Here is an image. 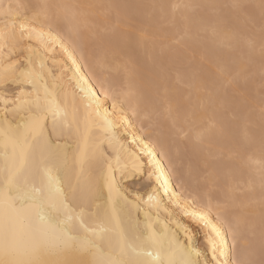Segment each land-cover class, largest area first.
<instances>
[{
    "label": "bare ground",
    "instance_id": "6f19581e",
    "mask_svg": "<svg viewBox=\"0 0 264 264\" xmlns=\"http://www.w3.org/2000/svg\"><path fill=\"white\" fill-rule=\"evenodd\" d=\"M149 1V3H146L148 4V6H146L145 8V10L147 9V11L151 13V15H148H153L156 19L159 20L165 19L166 21L167 19L169 20V22L171 21L172 24H174L173 29L170 26V30L166 28L168 31L165 32L164 30L157 27L159 26L157 25V23H159L158 20L157 23L156 21L154 23L152 21H149L153 16L150 17V19L148 18L147 20L149 22H152L154 25H152V23L144 24L141 21H137L138 19L136 20V17L138 18L140 14H136L137 16L134 19L135 21H130H134L138 26H143L144 24L149 28H153L149 29L151 32L147 30L149 32L147 33L149 35L152 34L151 36L153 38L149 43H146L144 39H140L141 34L138 33L139 27H136L134 29L135 31L130 34H128L127 32H123L118 28H115V30H113L112 28L111 34H109L108 36H103V34L99 35L97 32L99 30H97V33H95L94 29V32L91 33V35L93 34L94 36L90 38V41H88V39L86 40V35L89 33L86 28H82L83 30L81 29V31L83 32V38L77 37L75 33L70 31L67 25L63 27L62 40L60 38V35H57L55 31L51 33V40L53 41V43L51 44L50 49L47 51L46 62L49 70L53 73L59 85L63 88V91L60 93V97L67 104L69 114L67 122H65L63 118L58 117L55 128H53L52 120L49 117L45 121L46 127L44 128V138L50 142L53 150L59 151L61 153H66L68 157V174L65 177V186L69 183L73 187L91 183L94 188L102 187L103 197L86 205L87 214L85 219L89 224L94 225L105 223L108 226L114 228L116 232H119L120 230L127 229L137 222H139L141 228H144L145 224L147 223L151 225V230L156 232V234L161 237V239L167 240L175 236V238H177L181 244L194 246L202 253H206V255H202L201 257L202 264L203 261H211L212 264H218V261L235 260V255L231 250L233 239L231 233H229L224 237V244L222 247H220V250L213 251V246L219 243V237H216V233L215 231H213V229H218L223 234L224 229L220 227L223 219L226 218L228 220H234L236 218H239L242 221L251 222L257 226V231L255 236L253 237V240L256 249V259L258 260L260 258L259 225L262 214H264V170H262L260 167V164L264 162V145L261 146L258 143V145H254L252 149H250L248 145L251 144L252 146L251 142H253V139L255 140L256 138L261 139L263 142L261 144H264V114H262V111H260L262 114L261 118L260 116H257L258 114H260V112L256 114V117H253L254 119H257L258 117V119L260 120L259 123H257L258 128L256 130L253 129L251 124V120H253V118L251 120L249 119L252 117L251 113L253 111L251 110V112L250 109L249 111H246V106H244V104L248 103L249 100L252 102L253 98L249 97L248 99H237L233 101L232 97L227 93L225 88L219 85L220 82L216 83L215 79L217 76H219L220 80L223 81L224 78L227 77L222 76L218 71V67H223L227 70L228 73H230L231 76H233V80H245L248 72L252 73L253 71H251L252 68H250L248 62H252L254 61V59H257V61L259 62L258 59H260V61L264 63V54L256 51L255 47L250 48L248 45L246 47L242 46L243 41H241V39L239 40L238 38L240 34V31L238 29L239 25L237 27L231 26L232 23L230 25L227 21H230V19L231 21L232 19L233 21H236L234 19L235 15L234 18H230V16L227 17V19L222 18L223 20L221 19V21H219V25H214L221 33V36L220 38H216L212 36V33H210V43H207L209 45L206 47L207 51L206 53L204 52L205 54L203 53V56H205V58L207 56V62L210 64L208 65L210 66V68H214L215 71L213 73L212 70H209L204 66H199L200 64L197 65L200 67L198 70L202 71V69L204 68H206L207 70L206 75L199 73L198 76L202 88L207 91L205 93L203 92L201 95L203 104L201 105V103L196 101L195 91L189 89L187 90L189 92H187L186 90L183 91V89L181 90L180 88L174 86V84L178 82V76H183L186 80L192 72L185 73L184 69H182L183 71L180 72L181 74L178 73V76L176 74V79H170L168 75H165L170 79H168L169 100L174 106H178L180 108L182 116L181 122H183L184 120L188 121L185 127L186 131L189 134V138L186 139L185 142H182L180 140L172 141L170 139V135H172L174 132L172 129V121L165 110L167 105L160 103L157 96L158 85L161 82V79L165 77L163 76L164 73L159 70V67L162 69L164 66H166V61L171 57H174L175 60L183 57L181 55H183L182 52L184 51L183 47L185 46V44L171 47L169 46L170 41H166V44L165 40H169V36L172 38V36L179 30L178 28H180L181 25V28L183 27V29L184 26L185 28H189L187 29L188 31L190 30L188 32V35L192 37V39L187 40L186 43L191 44L193 41H195L193 37L196 32L193 30L196 28L197 30L199 29L196 25L197 22L206 21L208 19L204 15L200 16V14H197V16H194L193 14H191V11H193L195 8L193 7L192 9L187 11L186 21L180 19L172 21L169 15H163L158 8L154 9L150 6L186 3L192 4L194 6H210L211 8V5H217L220 0ZM0 2H2L5 9L9 5L15 4L32 5L48 3L77 5L81 6L80 10L87 14V23L97 25L100 21H104L105 19H107V21H114L113 23H115V20H113L115 18L108 19L107 17H104V19L102 20L101 17L97 15V13L103 11L106 12L108 11V9H100L88 6L117 5L119 1L116 3V0H0ZM127 2L128 3H124V5H128L131 7L123 8L120 10L124 14V19L122 20L121 24L129 22V18L126 16L125 11L127 12L130 9L134 11L133 8H140V5L141 8L143 7V3L141 0H128ZM231 2L232 4H237L239 0H231ZM255 3L256 4L253 8H255L254 10H257L256 12L258 14V11L261 10L259 7H257L260 4V1H256ZM251 12L252 11H250V13ZM259 13H261V11ZM29 15H31V13H29ZM96 15L98 17V20L96 19V17H94ZM93 18L94 21L91 20ZM226 21L228 24L226 23ZM40 22L45 23V27L43 30L47 33L48 28L46 26V22H44L43 19H41ZM2 23L3 17L0 16V25H2ZM204 23L202 26L203 28L206 26L204 25ZM213 24H216V22L212 23V25ZM201 29L199 31H201ZM228 29H231V31H229ZM165 33H167V38L164 40L165 44H162L163 41L160 42V39L158 41L161 44L157 43V36L159 34L161 35ZM179 33H181L180 30ZM262 37H264V34L260 38L261 41L263 39ZM253 40H255L254 42L257 47V45L260 43L259 39H257L256 37ZM239 42H241L242 45ZM196 44L194 43L191 45L193 48H195L196 53L199 51L201 52V50H198V48L200 47H198ZM224 44H229V47L238 44L241 45L243 47V49L241 50L247 49L248 53L245 52L242 54H246L248 58H244L245 56L238 58L231 57L230 52L221 50L222 47L220 46H223ZM245 44H247V42H245ZM135 46L141 49V51H136L139 52L138 55L137 53L135 54L131 51L134 50V48L132 49V47ZM155 47H157L159 51H156L157 49H155ZM201 48L203 47L201 46ZM89 50H95L97 55L103 56L105 59L107 58V56H111V58L109 57L110 59L108 61L114 65H112L113 69H116L120 66H127V68L135 76L138 86L144 97V104L142 105L139 118L132 117L131 112H128L125 115L124 119L120 121V134L126 139L121 140L123 148H121L120 145H117L116 149L108 148V152L111 153V157L108 163L103 164V173H101L95 160H93V163L90 166H85L82 168L77 159L80 151L84 149L85 139H87L89 145L98 144L100 140L101 130L96 126L94 119L93 121L89 122L88 129L87 131H85L83 123L85 116L88 113L94 114L95 111H100L102 113L104 111H107L109 114L115 111L117 120H119L120 116L119 110H114L112 108V100L110 99V97L100 93L98 86L97 89H94L93 91L94 93H98L96 98L100 102V107L98 109L95 106H93L92 108H88L89 101L87 99L86 92H82L81 88H83L85 85L90 87L92 83H95V77L92 75V72L89 68V63L84 58L87 51ZM129 51H131L132 54H130ZM208 52L213 53V62L210 59ZM140 54H142V56ZM117 56L120 57L121 60L118 59ZM216 58H220V60H223V63L217 64L215 62ZM5 59H7L6 56ZM74 61L76 62L75 64L73 63ZM255 62L252 63L254 64ZM146 64L150 66V69L152 68L153 70H155L156 68V70L159 71L152 70L155 75L153 77H150L152 76L150 75V72L152 73V71L146 67ZM153 65L156 67L153 68ZM182 65L185 64L183 63ZM189 65H187V67ZM4 67H6V65L0 64V70H2ZM75 67H79L80 71L79 73L74 75L73 68ZM182 68L184 67L182 66ZM244 68L247 69V72H244ZM192 71L195 72V69L192 68ZM216 71L217 73H215ZM114 72V75H112L111 77L120 85L122 83V80L119 79L120 75L118 74L120 71L114 70ZM124 74L125 76L123 77V84H125L128 80V73L124 72ZM76 75H79L83 79V84H80L77 81ZM119 80L121 82H119ZM190 92L192 96V103L188 102V96ZM209 97L211 98V102H209ZM73 107L79 110V125L73 122ZM199 109H204L203 117L199 122L193 123L197 121L195 112ZM238 109L242 110V112L246 111L245 119L243 121L234 120L235 122H231L230 120H228V118H230L231 116L229 114H234V111H238ZM237 111L236 115L239 112ZM156 113L160 114V118L158 117L159 124L161 126V129L166 130L165 133L160 131L156 133L155 131L148 128V125L150 124H145L144 119L149 118L154 114L156 115ZM227 114L229 115L228 118L226 117ZM2 115L3 113L0 112V116ZM238 115H242L244 118V115L243 113H241V111L238 113ZM16 119L17 121H19L20 116H17ZM258 119L256 121H258ZM0 123H2V121H0ZM197 134H200L199 139H197ZM200 142L208 145L212 150L215 149L216 152L217 150H219V152H222L221 150H223L225 152L227 151L228 154H236V157L234 159L227 160L226 162H224L223 160V163H220V161V164H218L217 162V164H214L212 163V161L208 162L209 160L206 162L205 158L208 150L204 149L202 146L204 144H200ZM253 144H255V142H253ZM145 145L147 146V151L151 153V156L146 154ZM103 147H107V145L105 144L103 145ZM245 147L246 149L248 148V150H246ZM8 151L11 152V146L8 147ZM3 152L4 144L2 141H0V160H2L3 158ZM165 152L167 154H165ZM185 153L189 154L190 157L193 158L194 165L193 162L190 161V159H187L188 162L185 161V163H188V167L184 169V167L180 165V160L182 161L181 157ZM153 158L155 161H159L158 168L149 163V160ZM195 164H197L196 167H194ZM201 164H203L205 170L208 171L209 177L211 178V183L214 181L216 182L217 180L222 181V179L224 178V176L222 175V170L228 169L227 179L229 180V184H225L226 182H221V184L223 183L227 185V188H225V186L223 187V189L225 190V192H223L224 195L223 193L218 194L221 195V197L222 195L223 197H227L229 201H231V204L229 205V207H222L224 209V215L219 220L216 219L217 213L214 210L215 206L219 205L218 201L216 200L215 202L211 195L207 194L208 192L203 193L199 190L200 187H195L193 185V182L197 178L196 171L199 170L195 169L197 167H201ZM109 165H111L112 168L111 190L109 189L108 183L105 180V177L109 173ZM201 169L202 168H200V171ZM226 171L227 170H225L224 172ZM122 172H126L127 174L122 175ZM148 172L152 173L151 178L148 177ZM234 179H237L238 181H235ZM165 181L167 182L166 185ZM181 181H183L187 186V191H184L182 194L181 189L178 187V184ZM232 182H240L246 184L245 191L242 194H237ZM129 194H131V198L133 200L136 196L141 197L138 207H134L132 206V204H129L127 202L125 197ZM148 195H153L154 200L149 202ZM210 203L212 208L211 214L209 215L208 213L210 211ZM249 203H253L256 205L257 215L255 217H247L246 212H244V207H246ZM231 207L236 208L237 210H229V208L231 209ZM200 215H204L206 217V220L210 222L201 220L199 218ZM225 227H227V224H225ZM153 251L155 252L156 249H153ZM84 259H91V257H84Z\"/></svg>",
    "mask_w": 264,
    "mask_h": 264
},
{
    "label": "snow or ice",
    "instance_id": "6c2138e0",
    "mask_svg": "<svg viewBox=\"0 0 264 264\" xmlns=\"http://www.w3.org/2000/svg\"><path fill=\"white\" fill-rule=\"evenodd\" d=\"M88 7L108 9L105 13L108 19L115 17L113 30L119 27L124 14L120 11L128 5H92ZM158 8L163 15H169L172 21L187 20V11L192 4L152 5ZM232 8H241L242 5L233 4ZM261 9L264 19V0L257 6ZM81 6L67 4H15L6 9L0 2V16L3 23L0 25V64L6 65L0 70V141L4 144L3 158L0 160V264H202L201 257L206 255L194 246L181 244L175 236L164 240L151 230V225L140 227L139 222L127 229L116 230L105 223L89 224L85 217L88 203L103 197L102 187H93L91 183L73 187L70 183L65 186V177L68 174V157L66 153L55 151L48 140L44 138L45 121L50 117L53 128L57 118L67 122L68 106L61 99L63 88L59 85L53 73L49 70L46 55L53 41L51 33L55 31L63 39L62 30L67 25L77 37L83 38L82 28L92 33L98 26L88 24L87 14L82 12ZM31 13V15H29ZM46 22L48 32L43 29ZM209 29H205L208 31ZM212 36L220 38L221 33L213 26L210 29ZM264 34V29H262ZM145 35L141 33L140 39ZM264 38V37H262ZM192 37L187 30L176 41L185 44V58L189 64L194 61L195 48L187 44ZM198 39V38H197ZM250 48L255 46L251 39L247 41ZM264 54V43L261 45ZM5 56L7 59H5ZM89 63L95 83L90 87L81 88L86 92L89 101L88 108L100 107L96 98L98 93L94 89L99 87L100 93L109 96L112 108L118 109L120 116L116 119V112L109 114L95 111L88 113L84 118V128L87 131L89 122L93 121L100 128L98 144L89 145L85 139L84 149L80 151L78 162L81 167L90 166L95 160L101 173L103 164L108 163L111 153L108 148L116 149L121 144L120 121L128 112L132 117L139 118L143 94L135 76L127 68L120 66L113 69L112 65L95 50L87 51L85 57ZM76 63L75 61L73 62ZM128 73L125 84L119 85L111 74L113 71ZM80 68H73L74 75ZM222 76H230L223 67H218ZM199 73L192 72L185 78L178 76V82L195 91L196 101L203 104L201 99L202 88L198 79ZM76 79L83 84V79L76 75ZM231 83V81H229ZM157 96L160 103L166 104V112L172 121V129L177 139H188L186 131L187 120L182 121L180 108L169 100V83L163 77L158 85ZM188 102L192 103L191 92ZM209 102L211 98L209 97ZM264 114V109H262ZM20 116L17 121L16 117ZM73 122L80 123L79 110L73 107ZM79 130V129H78ZM200 134H197L199 139ZM107 147H103V145ZM11 146V152L8 147ZM145 152L147 151L145 145ZM165 154H167L165 152ZM118 162V161H117ZM158 168L159 161L149 160ZM264 170V162L260 164ZM111 165L105 177L111 190ZM122 172V175H126ZM151 178L152 173H147ZM207 182H211L209 177ZM165 181V185H166ZM181 194L187 191L183 181L178 184ZM129 204L138 207L141 197L134 200L131 194L125 197ZM154 200L148 195V201ZM211 214V203L209 205ZM216 219H221L224 209L215 206ZM201 220H206L200 215ZM227 224V227H225ZM218 229H213L219 243L213 246V251H219L224 244V237L231 233L233 244L231 250L235 255L234 261H218V264H264V214H262L260 232V259H256V249L253 237L257 226L236 218L223 219ZM153 249H156L154 252ZM223 254V253H222ZM91 257V259H84ZM203 264H212L203 261Z\"/></svg>",
    "mask_w": 264,
    "mask_h": 264
},
{
    "label": "rangeland",
    "instance_id": "374dc122",
    "mask_svg": "<svg viewBox=\"0 0 264 264\" xmlns=\"http://www.w3.org/2000/svg\"><path fill=\"white\" fill-rule=\"evenodd\" d=\"M119 1V2H118ZM121 1V2H120ZM128 0H116V3H117V5H122V3H123V5H124V3H128L127 2ZM142 1V3H143V7L141 8V5H140V10L138 9V8H133L134 9V11L132 10V9H130V10H128L127 12L125 11V14H126V16L129 18V22H127V23H125V24H120V26L119 27H117L119 30H121V31H123V32H127L128 34H130V33H133L135 30V28L136 27H139L138 28V33L139 34H141V33H143L144 35H145V38H144V40L146 41V43H149L153 38H152V34L151 35H149L148 33L149 32H151L149 29L151 28H149L148 26H146V25H144L145 23H154L155 21H156V23H157V20L159 21V23H157V25H159V26H157L158 28H160V29H162V30H164L165 32H167L168 30H170V26H171V28L173 29L174 28V24H172V22L170 23L169 22V20H167L166 19V21H165V19H162V20H159V19H156L153 15V17L152 16H150L151 15V13L150 12H148L147 11V9L145 10V8H146V6H148V4H146V3H149L150 1L149 0H141ZM256 1H260V0H239V2L237 3V4H239V5H242L243 7H241V8H232L231 7V5H233V4H235V3H233L232 4V2H231V0H220L219 1V3H217V5H211V8H210V6H202V5H197L198 7H195L194 8V10L193 11H191V14H193L194 16H197V14L199 15L200 14V16L201 15H204V16H206L207 17V19L208 20H206V21H198L197 22V26H198V30H197V28L196 29H194L193 31H195L196 32V34L194 35V40L196 41H193L195 44L196 43H198V44H196L198 47H200V48H198V50H201V52L199 51V52H195L196 54H195V58H194V60H197V61H194V62H192L190 65H189V63H188V60L187 59H185V46L183 47L184 48V51L182 52L183 53V55H181V56H183V57H180V56H178V57H180V58H178V57H176V58H178L177 60H175V58L174 57H171L170 59H168L166 62V66H164L162 69L159 67V70H161L162 71V73H164L163 74V76H167L168 75V77L170 78V79H176L175 77H176V74H177V76H178V73H180L181 71H183L182 69H184V72L185 73H190V72H193L192 71V68L193 69H195V72H198V73H200V74H203V75H206V72H207V70H206V68H208L209 70H212L213 71V73H214V71H215V69L214 68H210V64L207 62V56H206V58H205V56H203L205 53H206V47L209 45V44H207V43H210V40H209V37H210V33H211V31H210V28H212L214 25H219L220 24V22L219 21H221V19L223 18V19H227V17H229L230 16V18H234V15H235V20L236 21H233V19H232V21H231V19H230V21L229 20H227L228 22H229V24L231 25V23H232V25L231 26H238V29H239V31H240V34H239V36H238V38H239V40L241 39V41H243V45L241 44V42H239L243 47L245 46H247L248 44H245V42H247L249 39H251V40H253V39H255L256 37H257V39H259V41H260V43H259V41H258V45H257V47H256V45L254 46L255 47V49H256V51H259L260 53H261V45H262V43H264V38L262 39V41L260 40V38H261V36L263 35L262 34V29H264V19H262V17H261V13H259L260 11H258V14H257V10H254L255 8H253L254 7V5L256 4L255 2ZM219 4V5H218ZM252 5V6H251ZM202 6V7H201ZM144 8V9H143ZM148 8V7H147ZM209 8V9H208ZM252 8V9H251ZM211 9V10H210ZM251 9V10H250ZM140 12H139V11ZM144 11V13H143V11ZM248 10H250V11H252L251 13H250V11H248ZM133 11V12H132ZM248 11V12H247ZM104 12V13H103ZM103 12H98L97 13V15H99V17H101V19L103 20L104 19V17H106V15H105V13L107 12H105V11H103ZM142 12V13H141ZM138 13L140 14V16H138V18L136 17L137 15H138ZM249 13V14H248ZM254 13H256V14H254ZM137 14V15H136ZM148 14H150V15H148ZM97 15L96 16H94V17H96V19L98 20V17H97ZM104 15V16H103ZM129 15H130V17H129ZM232 15V16H231ZM256 15V16H255ZM258 15V16H257ZM251 16V17H250ZM135 17H136V20L137 21H141L142 23H144L143 24V26L142 25H137V23H135L134 21V19H135ZM150 17H152L151 19H150ZM112 18H115V17H112ZM140 18V19H139ZM150 19L149 21H152V22H149L147 19ZM156 20H155V19ZM237 18V19H236ZM100 19V18H99ZM214 19V20H213ZM216 19H217V21H216ZM222 19V20H223ZM229 19V18H228ZM246 19V20H245ZM252 19V20H251ZM91 20H93L94 21V18L93 19H91ZM113 20H115V19H113ZM130 20H134L133 22L132 21H130ZM154 20V21H153ZM214 22H213V21ZM243 20H244V22H243ZM96 21V20H95ZM105 21V22H104ZM104 21H100L98 24H97V28L95 29V33H97L98 32V34L99 35H102L103 34V36L105 35V36H108L109 34H111V29L113 28V25L115 24V23H113L114 21H107V19H105ZM211 21H212V23H215L216 22V24H213L212 25V23H211ZM227 21H226V23H227ZM241 21V22H240ZM98 22V21H97ZM205 22V23H204ZM152 23V25H154ZM203 23H204V25H206L204 28L202 27L203 26ZM223 23V22H222ZM228 24V23H227ZM235 24V25H234ZM111 25V26H110ZM212 27H211V26ZM162 27V28H161ZM104 28V29H103ZM132 28H133V30H132ZM168 30H167V29ZM202 28V29H201ZM102 29V30H101ZM151 29H153V28H151ZM179 30H180V32L181 33H179V30L172 36V38H174V39H172L170 36H169V40H167L166 38H167V33H165V34H159L158 36H157V38H156V42L157 43H159V41L161 42V41H163V43L162 44H167V42H169V46H171V47H176V46H179L180 44H178L176 41L179 39V37L181 36V35H183L184 34V31L185 30H187V29H189V28H185V26H184V29H183V27L181 28V25H180V28H178ZM201 29V31H199ZM205 29H209L208 31H205ZM83 30V29H82ZM97 30H99V31H97ZM147 30H149V32L147 31ZM229 31H231V29H228ZM97 31V32H96ZM190 31V30H189ZM188 30H187V32H189ZM210 31V32H209ZM94 32V31H93ZM148 32V33H147ZM243 32H244V34H243ZM251 32V33H250ZM94 33V34H95ZM194 33V32H193ZM198 33V34H197ZM89 34V33H88ZM86 35L87 36V38H86V40L88 39V41H90L91 39L90 38H92V36H94L93 34L91 35V33L89 34V35ZM255 34V35H254ZM257 34V35H256ZM91 35V36H90ZM164 35V36H163ZM169 35V34H168ZM193 35V34H192ZM202 35V36H201ZM85 36V37H86ZM90 36V37H89ZM199 36H200V38H199ZM208 36V37H207ZM89 37V38H88ZM162 37V38H161ZM195 37H196V39H195ZM244 37V38H243ZM259 37V38H258ZM197 38H199V39H197ZM202 38V39H201ZM150 39V40H149ZM160 39V40H159ZM166 39V40H165ZM204 39V40H203ZM243 39V40H242ZM159 40V41H158ZM164 40H165V43H164ZM199 42H198V41ZM209 40V41H208ZM167 41V42H166ZM253 41H255V40H253ZM191 43V44H194V43ZM159 44H161V43H159ZM190 44V43H189ZM203 44V45H202ZM257 44V43H256ZM225 45H226V47H225ZM228 45V46H227ZM241 45H234V46H230L229 47V44H224L223 46H220V47H222L221 48V50H224V51H228V52H230V54H231V57H233V58H238V57H244V58H248L247 57V55L245 54H242V53H248L247 52V49H244V50H241V49H243V47L241 46ZM201 46L203 47V48H201ZM204 46H205V48H204ZM237 46V47H236ZM134 48V50H131L133 53H137V55H138V53L139 52H136V51H138V50H140L141 51V49L140 48H138L137 46H135V47H132V49ZM135 48H136V50H135ZM138 48V49H137ZM159 48V47H158ZM155 49H157V47H155ZM238 49V50H237ZM241 51H240V50ZM183 50V49H182ZM198 50H196V51H198ZM203 50V51H202ZM131 51H129V53L130 54H132V52ZM156 51H159L158 49L156 50ZM205 52V53H204ZM204 53V54H203ZM209 53V56H210V59L212 60V62L214 61V59H213V53H211V52H208ZM159 54V53H158ZM201 54H202V56H201ZM242 54V55H241ZM141 56H142V54H140ZM139 55V56H140ZM111 58V56H107V58H106V60L108 61L110 58ZM118 57V56H117ZM116 57V58H117ZM184 58V59H183ZM255 58V57H254ZM118 59H120L121 60V58L120 57H118ZM179 60V61H178ZM259 60V62L257 61V59H254V61H252V62H255V63H257V64H253L252 62H248L249 63V66H250V68H252L251 69V71H252V73H249L248 72V74L246 75V78H245V80H233V76H231L230 75V77L229 76H227V77H225L224 78V80L223 81H221L220 80V78H219V76H215L216 77V79L215 78H213V79H215V82L217 83V82H220L219 83V85H221L222 87H224L225 88V90L227 91V93L232 97V100L233 101H235V100H237V99H248L249 97H251V98H253V100H252V102L250 101H248V103H246V104H244V106H246L245 107V110L246 111H249V109H250V111L252 112L251 114V118H249L250 120L255 116L256 117V114L257 113H259L260 111H262V109L264 108V106H263V104H264V63H262L261 61H260V59H258ZM263 60H264V55H263ZM173 61V62H172ZM187 61V62H186ZM201 63H200V62ZM109 62V61H108ZM178 62H180V63H178ZM196 62V63H195ZM215 62L217 63V64H221V63H223V60H220V58H216L215 59ZM110 63V62H109ZM185 64V65H182V64ZM111 65H113L112 63H110ZM150 64H152V63H150ZM193 64V65H192ZM198 64H200L199 66H204V67H206V68H204V69H202V71H200V70H198L200 67L199 66H197ZM209 64V65H208ZM147 65V66H146ZM146 65H144V66H146L147 68H149V70H153L152 68L150 69V66L148 65V64H146ZM168 65V66H167ZM187 65H189L188 67H187ZM114 66V65H113ZM112 66V67H113ZM170 66V67H169ZM182 66L184 67V68H182ZM153 68H155L156 66H152ZM186 67V68H185ZM169 68V69H168ZM190 68V69H189ZM254 68V69H253ZM157 69H158V67H157ZM257 69V70H256ZM159 70H156V68H155V70H153V71H159ZM190 70V71H189ZM256 72H255V71ZM153 71H152V73L150 72V75H152V76H150V77H153L154 75H155V73H153ZM161 71H160V73H161ZM250 71V72H251ZM244 72H247V69L246 68H244ZM114 71L112 72V74H111V76L112 75H114ZM121 73V74H120ZM123 73V74H122ZM126 73V72H125ZM215 73H217V71L215 72ZM119 75H120V77H119V79H121L122 80V83L121 84H123V80H124V76H125V74H124V72L123 71H120L119 73H118ZM181 74V73H180ZM117 75V74H116ZM215 75V74H214ZM167 77V80L169 79ZM212 77V76H211ZM218 78V79H217ZM169 79V80H170ZM168 80V81H169ZM229 81H231V83H229ZM234 81H236V82H234ZM119 82H121L120 80H119ZM236 83V84H235ZM238 83V84H237ZM120 84V85H121ZM228 84V85H227ZM174 86H176L177 88H180L181 90L183 89V91L184 90H189L186 86H185V84L184 83H180V82H176L175 84H174ZM187 92H189V91H187ZM205 92H207L206 90L204 91V93ZM259 103V104H258ZM262 103V104H261ZM256 105V106H255ZM219 108H220V105H219ZM248 108V109H247ZM236 111L237 110H235L234 111V114H229V115H231L230 116V118H228V114L226 115V117L228 118V120H230L231 122H235L234 120H241V121H243L244 119H245V112L243 111L242 112V110H240V109H238V111L240 112L241 111V113H243V115H244V118H243V116L242 115H238V113H237V115H236ZM255 112V113H254ZM203 113H204V109H199V110H197L196 112H195V117H197L196 119H197V121L196 122H193V123H197V122H199L200 121V119L203 117ZM253 113H254V115H253ZM260 114H261V112H260ZM260 114H258L257 116H260V118H261V116H262V114L260 115ZM158 115V116H157ZM160 116V114L159 113H156V115L154 114V115H152V116H150L149 118H146V119H144L145 120V124L146 125H148V124H150V125H148V128L149 129H151V130H153V131H155L156 133H158V131H160V132H164L165 133V131L166 130H163V129H161V126H160V124H159V117ZM240 116V117H239ZM159 117V118H158ZM231 117H233V118H231ZM195 119V120H196ZM257 119H258V117H257ZM257 119H254L253 118V120H251L252 121V128L253 129H257L258 128V125H257V123H259V119H258V121H256ZM148 121V122H147ZM250 121V122H251ZM254 121H255V123H254ZM254 124V125H253ZM256 124V125H255ZM248 125H250V124H248ZM194 126V125H193ZM195 126H197V125H195ZM254 130V131H255ZM256 133V132H255ZM171 137H170V139L172 140V141H176V140H180V141H182V142H185L186 141V139H177L176 137H175V135H174V133L172 134V135H170ZM174 139V140H173ZM241 141V140H240ZM261 141V142H260ZM253 142H255V144H253ZM253 142H251L252 143V146H251V144L250 145H248L249 146V148L250 149H252V147H254V145L256 146V145H258V143H259V145H264V144H261V143H263L262 142V140L261 139H253ZM200 144H204V143H202V142H200ZM203 146V148L204 149H206V150H208V153L206 154V158H205V161L207 162L208 160V162H211L212 161V163H214V164H220V163H223V160H224V162H226L227 160H230V159H234L235 157H236V154H228L227 153V151L225 152V151H223V150H221L222 152H219V150H217V152H216V150L214 149V150H212L211 149V147L209 148V146L208 145H206V144H204V145H202ZM247 146V147H248ZM245 149H246V147H245ZM249 149V150H250ZM210 150V151H209ZM246 150H248V148L246 149ZM186 155V156H185ZM261 155H262V152H261ZM187 157V158H186ZM190 155L189 154H187V153H185L182 157H181V159H182V161L180 160V165L182 166V167H184V169L185 168H187L188 166H187V164L188 163H185V161H187L188 162V160L187 159H190V161H192L193 162V158L192 157H190ZM192 158V159H191ZM221 161V162H220ZM217 162V163H216ZM220 162V163H219ZM185 164V165H184ZM193 165H194V162H193ZM197 166V164H195V166L194 167H196ZM200 168H202L201 169V171H200ZM195 169V168H194ZM197 169H199L198 171H196V180L193 182V185L195 186V187H200L199 188V190L201 191V192H203V193H205V192H208L207 194H210L211 195V197L215 200V202H216V200L218 201V203H219V205L221 206V207H229V205L231 204V201H229V199L227 198V197H223V195H224V193L223 192H225V190L223 189V187L225 186V188H227V185H225V184H227L228 182H229V180L227 179L228 177H227V175H228V169H224V170H222L223 172V176H224V178L222 179V181H214V182H207V180H208V177H209V173H208V171H206L205 170V168H204V166H203V164H201V167H197L195 170H197ZM203 170V171H202ZM205 170V171H204ZM225 170H227L226 172H224ZM198 172V173H197ZM220 172H221V170H220ZM225 173V174H224ZM225 177H226V179H225ZM200 178V179H199ZM226 181H225V180ZM200 180V181H199ZM202 180V181H201ZM235 181L237 180V179H234ZM238 181V180H237ZM221 182H226L225 184H221ZM202 183V184H201ZM229 184V183H228ZM232 184H233V186H234V188H235V192L237 193V194H242L244 191H245V185L246 184H244V183H240V182H237V183H233L232 182ZM232 186V187H233ZM203 187V188H202ZM244 187V188H243ZM201 188H202V190H201ZM221 189V190H220ZM241 189H243V190H241ZM221 192H220V191ZM218 193H223V195H222V197H221V195H219ZM236 208H232L231 207V209L229 208V210H231V211H236L235 210ZM244 212H246V216L247 217H255L256 215H257V209H256V205L255 204H253V203H249L246 207H244ZM260 259V258H259ZM258 259V260H259Z\"/></svg>",
    "mask_w": 264,
    "mask_h": 264
}]
</instances>
